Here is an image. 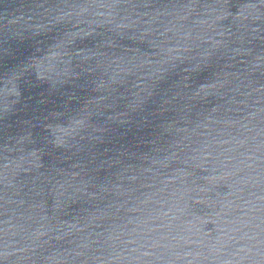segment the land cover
Listing matches in <instances>:
<instances>
[{
  "label": "water",
  "instance_id": "water-1",
  "mask_svg": "<svg viewBox=\"0 0 264 264\" xmlns=\"http://www.w3.org/2000/svg\"><path fill=\"white\" fill-rule=\"evenodd\" d=\"M264 0H0V264H163Z\"/></svg>",
  "mask_w": 264,
  "mask_h": 264
}]
</instances>
